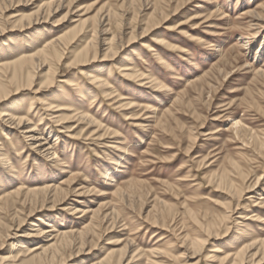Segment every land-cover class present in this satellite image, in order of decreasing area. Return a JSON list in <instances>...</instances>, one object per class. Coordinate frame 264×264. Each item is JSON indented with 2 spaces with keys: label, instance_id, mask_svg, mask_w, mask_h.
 <instances>
[{
  "label": "rangeland",
  "instance_id": "obj_1",
  "mask_svg": "<svg viewBox=\"0 0 264 264\" xmlns=\"http://www.w3.org/2000/svg\"><path fill=\"white\" fill-rule=\"evenodd\" d=\"M52 1L0 0V114L47 143L34 148L0 117V264L27 260L22 243L30 252L85 230L55 264H104L126 246L121 264H219L264 239V27L245 13L264 0L38 11ZM50 44L57 54L33 83L13 82ZM80 113L94 125L56 122ZM46 188L58 192L30 196ZM193 241H203L195 255Z\"/></svg>",
  "mask_w": 264,
  "mask_h": 264
},
{
  "label": "bare ground",
  "instance_id": "obj_2",
  "mask_svg": "<svg viewBox=\"0 0 264 264\" xmlns=\"http://www.w3.org/2000/svg\"><path fill=\"white\" fill-rule=\"evenodd\" d=\"M67 1V0H66ZM66 1H62V0H53L51 3H48V4H45L41 7H39V10L38 11H41V10H44V9H47V13L48 15H51V13H53L56 9L60 8V7H63L64 3H68V6H71V3H73V0H68V2ZM56 7V8H55ZM261 11H258V10H254L251 11L250 10H247L245 13H249L250 12V15L251 17H254L253 19V22L254 24L250 25L251 26H255V28H263L264 26V6H261ZM31 18V17H30ZM28 19L29 21H31V19ZM36 18V17H34ZM84 23V22H83ZM258 32V31H257ZM257 32L253 33V34H258ZM97 33V32H96ZM93 34V33H92ZM97 35V34H96ZM95 35V36H96ZM254 38V37H253ZM70 40H72L70 38ZM68 41V40H67ZM69 42V41H68ZM71 42V41H70ZM57 43H58V40H57ZM65 43V42H64ZM95 43V42H94ZM167 44V43H165ZM51 45V44H50ZM57 45V44H56ZM59 45V44H58ZM100 46H103L102 44L98 45L97 44V49H99L98 47ZM48 49L44 52V56L45 58L43 60H39V58H34V57H29V58H25L23 59L24 62H22L18 67H14V72L12 74V78H13V82H16L15 79H19L22 81L23 79V83L24 85L26 84V86H30L32 83H33V80H34V75L33 73H37V71H40L41 68H43L44 66V62L46 60V58L48 56L51 55V58L54 57L52 56L57 54V51L56 50H53V46H47ZM95 48V49H96ZM91 50H94L93 47L89 50H85L86 51V54H83V55H79L81 54V52L78 54L79 55V59L80 57L82 59H84L85 57H87V55L89 54V51ZM109 49L106 48L105 52H109L108 51ZM98 51V50H97ZM43 52V51H42ZM85 53V52H84ZM92 53V52H91ZM40 54V53H39ZM109 55V54H108ZM95 57V56H94ZM81 59V60H82ZM51 60V59H50ZM85 60V59H84ZM83 61V60H82ZM160 61V60H159ZM83 63V62H82ZM30 65V68L28 69L27 66ZM80 66V64L78 65ZM22 71H24L25 73H22ZM124 71H130V69L128 68H125ZM259 72V71H258ZM25 74V75H24ZM259 75H264L262 73H258ZM22 79H20L21 77ZM90 75V74H89ZM131 75L130 73L128 74V76ZM88 76V75H87ZM132 76V75H131ZM142 76V75H141ZM25 77V78H24ZM17 79V80H18ZM11 80V79H10ZM19 80L17 81L19 83ZM11 81V82H12ZM90 81H91V84H95L97 85V87L99 88V90L102 92V93H107V84L105 83V81L97 76H94V77H91L90 78ZM143 81V80H142ZM151 82V81H150ZM10 83V82H9ZM2 85V84H1ZM24 87V86H23ZM74 87V86H73ZM3 89V87L1 88L0 87V91ZM100 92V93H101ZM0 96H2V93L0 92ZM108 96V95H107ZM50 108H51V105H49ZM48 106V107H49ZM47 107V108H48ZM52 111V110H50ZM73 111V110H72ZM57 112V111H55ZM13 114V113H12ZM15 115V114H14ZM6 117V120H4L2 117L5 118ZM0 117L1 119H3L2 121L5 122V123H8L9 125H12V126H15L16 129H20L22 130L23 132L20 134V136L22 137V139L26 140V141H29L30 143H32V145L34 146V148L42 146L44 144H47L45 143L44 141H46L44 137V135L37 131V127L35 128H26L25 125L28 123H26L25 121L26 120H23V119H16L15 116L13 115H6L5 113L4 114H0ZM74 118H76L75 120L79 121V122H85L86 124H89V125H94V122L91 118H89L87 116V114H84V113H80V114H74L73 116H69V118L65 119H58V121L56 120V122H62V125L63 124H66L69 120H73ZM54 119V118H53ZM236 122V121H235ZM239 122V121H238ZM84 123V124H85ZM234 123V122H233ZM55 124V123H54ZM58 124V123H57ZM238 123L236 122L235 125H237ZM33 127V126H32ZM66 128V127H65ZM26 129V130H24ZM63 129V128H62ZM50 134V132H49ZM57 137V135L55 136ZM43 141V142H42ZM43 143V144H42ZM42 154H44V156L46 158H51V159H55V153H50L49 152V148H43V150L40 151ZM2 156V155H1ZM4 156V155H3ZM108 178V177H107ZM54 192L55 194L58 192V189H54V190H50L48 188L46 189H42V190H34L32 191L30 194V196L32 197H39V196H44V197H48V195H50V193ZM62 191L60 190V193ZM29 193V192H28ZM15 196H20V193L19 192H16L15 193ZM34 199V198H33ZM36 199V198H35ZM11 200V198H10ZM263 200V199H262ZM263 203V202H262ZM94 213V212H93ZM98 214V212H95V214ZM95 216V215H94ZM257 221V220H256ZM260 222V221H258ZM93 226V225H92ZM53 230V229H52ZM34 231V230H33ZM211 231V230H210ZM209 231V229H206V232H208L207 235L211 234ZM53 232V231H52ZM212 232V231H211ZM88 233L86 230L85 232L83 231V233H80L79 234H74V233H62L59 237V243H50L48 246H45L44 248L42 247H38V246H35L34 248H32L33 250H31L29 252V248H27V246H24V244L22 243V248L25 249V252L27 254V256H29V258L27 260L25 259H20L19 260V263L20 264H55L56 261L60 258V257H63V255H65L66 251H68V249L73 245L72 243H75V242H72V241H75L76 239H79L81 244L84 243L85 241V234ZM213 234V233H212ZM215 236V235H214ZM206 239V238H205ZM52 240V239H51ZM58 241V240H57ZM56 241V242H57ZM195 241H193L192 245H194L193 247V251H194V255L197 254L198 252H200L201 250V246H203V241L202 242H197V243H194ZM129 246V245H128ZM191 248V246H190ZM126 249H127V246L126 248H124L123 252L120 253L118 256H110V258H108V260L104 263V264H121V261L124 257V255H126ZM79 252V251H78ZM215 252V251H214ZM112 253V252H111ZM22 255V254H21ZM110 255V254H109ZM108 255V257H109ZM134 257V256H133ZM21 258V257H20ZM214 258H216L214 256ZM15 259L16 257L15 256H12L11 258H9L10 260V264H14L15 262ZM66 259V258H65ZM135 259V257H134ZM7 260V259H6ZM250 262L251 264H264V239L262 240H259V241H255L253 240L252 242L248 243V244H245L243 245V247L236 253H234L233 255H231L230 257V254L229 255H225L223 258H219V264H242L244 263V261H247ZM247 262V263H248ZM16 264V263H15Z\"/></svg>",
  "mask_w": 264,
  "mask_h": 264
}]
</instances>
